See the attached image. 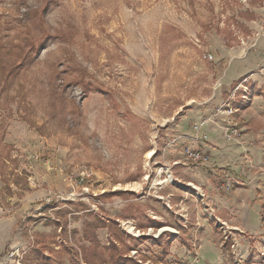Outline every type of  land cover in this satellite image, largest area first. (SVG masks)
Segmentation results:
<instances>
[{
	"label": "rangeland",
	"instance_id": "374dc122",
	"mask_svg": "<svg viewBox=\"0 0 264 264\" xmlns=\"http://www.w3.org/2000/svg\"><path fill=\"white\" fill-rule=\"evenodd\" d=\"M0 39V264H87L97 218L140 264H264V0H0Z\"/></svg>",
	"mask_w": 264,
	"mask_h": 264
},
{
	"label": "trees",
	"instance_id": "16d2710c",
	"mask_svg": "<svg viewBox=\"0 0 264 264\" xmlns=\"http://www.w3.org/2000/svg\"><path fill=\"white\" fill-rule=\"evenodd\" d=\"M45 8V7H44ZM72 30H74V25L73 24H67V27L65 30L62 31H54V32H50L48 31V33H46L47 35L45 36L44 40H41V42L39 44H31V50L32 52L36 51V54L43 48L45 47V41H47V38H56V39H61L64 41H67L69 39L72 38L73 33L71 32ZM32 39V38H29ZM2 39H0L1 41ZM32 42V41H31ZM30 42V43H31ZM4 45L3 43L0 44V46ZM24 60L22 63H20L17 66V69L27 66L28 61L33 59V56L30 54H27L24 56ZM83 88L85 89V91H88L90 89V82H83ZM99 225L101 227H103L105 225L104 221L102 219H95L93 221L90 222H86V230H85V239L89 240L91 242V245H85L83 244L82 247V251H83V257L84 260L87 264H106L109 263L110 261H114L118 264H140L139 262L135 261L134 259L128 257V256H124L122 254H119L115 243H111V246L108 248H105L104 246H102L98 239L95 238V233H94V229L96 227H99ZM43 247L40 248V251L42 253L45 252L46 249H48L50 251V253H54L55 249L50 245L46 244V243H42ZM63 246V250L67 249V246L65 244H61ZM107 250V251H106ZM107 255H106V252ZM51 255V254H50ZM48 257V256H47ZM46 257V259H47Z\"/></svg>",
	"mask_w": 264,
	"mask_h": 264
},
{
	"label": "built area",
	"instance_id": "2783aa9c",
	"mask_svg": "<svg viewBox=\"0 0 264 264\" xmlns=\"http://www.w3.org/2000/svg\"><path fill=\"white\" fill-rule=\"evenodd\" d=\"M228 111H231L232 112V109H226ZM234 128V127H233ZM231 132L228 134V137L229 138H232L233 135H232V129L229 127L228 128ZM234 133L236 134L238 132V130L234 129ZM184 151L186 153V155L189 157V158H192V159H195V160H201V161H208L210 160V154L206 153V152H199L197 150H195L194 148H191L190 146H186L184 147ZM86 173H83L79 176L80 180L79 182H83L85 181L86 179ZM231 186V182H225L223 183L222 185H220V188L221 189H227L228 187ZM236 244H238V242L235 241V243H232V247L235 249L236 248ZM238 249V248H237ZM241 256H243L242 254H240Z\"/></svg>",
	"mask_w": 264,
	"mask_h": 264
},
{
	"label": "bare ground",
	"instance_id": "6f19581e",
	"mask_svg": "<svg viewBox=\"0 0 264 264\" xmlns=\"http://www.w3.org/2000/svg\"><path fill=\"white\" fill-rule=\"evenodd\" d=\"M153 152L151 151L150 152V154H152ZM153 155V154H152ZM168 228H162L161 230H160V232H163V231H165V230H167Z\"/></svg>",
	"mask_w": 264,
	"mask_h": 264
}]
</instances>
